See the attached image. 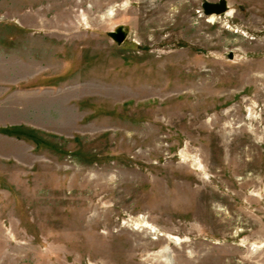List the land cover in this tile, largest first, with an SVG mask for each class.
<instances>
[{
    "label": "rangeland",
    "instance_id": "rangeland-1",
    "mask_svg": "<svg viewBox=\"0 0 264 264\" xmlns=\"http://www.w3.org/2000/svg\"><path fill=\"white\" fill-rule=\"evenodd\" d=\"M220 1L0 0V264H264V0Z\"/></svg>",
    "mask_w": 264,
    "mask_h": 264
},
{
    "label": "water",
    "instance_id": "water-1",
    "mask_svg": "<svg viewBox=\"0 0 264 264\" xmlns=\"http://www.w3.org/2000/svg\"><path fill=\"white\" fill-rule=\"evenodd\" d=\"M203 9L207 16H219L225 14L228 11L229 5L226 0H222L218 3L205 2L203 4ZM110 35L119 44H122L126 40L128 33L123 28H121L117 32H111Z\"/></svg>",
    "mask_w": 264,
    "mask_h": 264
},
{
    "label": "bare ground",
    "instance_id": "bare-ground-1",
    "mask_svg": "<svg viewBox=\"0 0 264 264\" xmlns=\"http://www.w3.org/2000/svg\"><path fill=\"white\" fill-rule=\"evenodd\" d=\"M213 19H214V16H213Z\"/></svg>",
    "mask_w": 264,
    "mask_h": 264
}]
</instances>
